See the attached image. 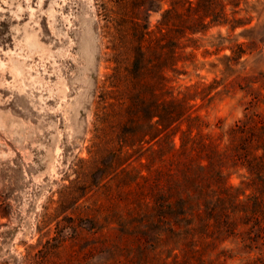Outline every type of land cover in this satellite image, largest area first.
<instances>
[{
    "label": "rangeland",
    "instance_id": "obj_1",
    "mask_svg": "<svg viewBox=\"0 0 264 264\" xmlns=\"http://www.w3.org/2000/svg\"><path fill=\"white\" fill-rule=\"evenodd\" d=\"M186 1L172 0V14L164 21L162 33L178 47L171 75L181 91L188 87L190 112L207 125L203 133L218 135L263 109L250 102L264 75V0ZM98 4L0 0V264L160 263L146 259L141 226L101 229L104 221L83 220L84 209L53 212L57 192L90 157L98 96L111 73ZM170 5L166 0L161 11L146 13L138 0L134 16L158 35L161 13ZM174 142L178 145V138ZM122 158H130L132 168L112 191L124 195L122 185L134 183L143 169L138 147ZM227 174L242 195L245 171ZM99 177L92 175L93 184ZM101 192L93 187L85 206ZM77 216L82 220L69 219ZM222 247L233 256L225 264H241L247 255L232 239Z\"/></svg>",
    "mask_w": 264,
    "mask_h": 264
},
{
    "label": "trees",
    "instance_id": "obj_2",
    "mask_svg": "<svg viewBox=\"0 0 264 264\" xmlns=\"http://www.w3.org/2000/svg\"><path fill=\"white\" fill-rule=\"evenodd\" d=\"M137 1L98 0L111 73L98 96L90 157L57 192L53 212L84 209L83 220L104 221L101 229L141 226L146 259L151 256L159 264H225L233 258L222 247L228 239L246 250L241 264H264V75L250 102L253 109L263 106L261 111L245 114L218 135L203 133L207 125L192 116L188 87L181 91L171 75L177 70V41L162 31L172 0L161 13L158 35L147 21L138 23ZM165 2L141 0V8L161 11ZM134 147L141 151L143 170L134 183L122 185L124 195L114 194V183L133 164L121 159ZM230 170L245 171L242 184L249 194L243 190L241 195L228 183ZM96 172L100 179L93 184ZM93 187L102 192L86 207Z\"/></svg>",
    "mask_w": 264,
    "mask_h": 264
}]
</instances>
